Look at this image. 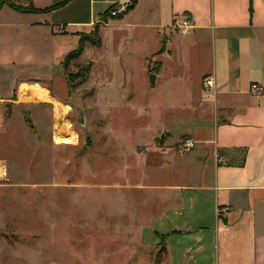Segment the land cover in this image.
I'll return each instance as SVG.
<instances>
[{"label":"rangeland","instance_id":"374dc122","mask_svg":"<svg viewBox=\"0 0 264 264\" xmlns=\"http://www.w3.org/2000/svg\"><path fill=\"white\" fill-rule=\"evenodd\" d=\"M125 8L112 6L97 35L92 25L77 44L69 37L72 49L83 35L100 43L86 41L50 84L0 101V264H149L161 255L146 246L148 220L170 201L165 178H191L192 159L191 148L179 149L184 139L167 150L169 158L153 146L164 147L163 128L176 132L195 120L166 99L187 104V72L198 67L189 49L180 79L151 86L142 55L173 60L182 48L163 54L150 32L137 45L129 21L114 18Z\"/></svg>","mask_w":264,"mask_h":264},{"label":"crops","instance_id":"0c3cea01","mask_svg":"<svg viewBox=\"0 0 264 264\" xmlns=\"http://www.w3.org/2000/svg\"><path fill=\"white\" fill-rule=\"evenodd\" d=\"M130 2L32 0L35 12L0 6V101L16 102L18 92L50 84L76 48L69 37L77 44L78 33L108 24L100 17L112 6ZM182 16L191 26L171 33ZM121 20L133 27L137 45L150 32L163 54L171 46L182 48L173 60L161 61L151 50L142 55L151 86L180 79L189 49L198 67L187 72V104L166 99L195 120L184 121L176 132L159 130L158 136L166 134L164 147L153 146L169 158L167 150L180 140L194 142L191 178L179 174L173 183L166 177L162 189L170 201L148 220L146 246L161 251L149 264H264V0H137ZM206 76L212 87L204 89ZM252 83L261 86L257 94Z\"/></svg>","mask_w":264,"mask_h":264},{"label":"trees","instance_id":"16d2710c","mask_svg":"<svg viewBox=\"0 0 264 264\" xmlns=\"http://www.w3.org/2000/svg\"><path fill=\"white\" fill-rule=\"evenodd\" d=\"M136 2H137V0H131L130 4L126 6L125 10L120 14V16H117V17H114V18L115 19L116 18L117 19L122 18L124 14H126L129 10H131L134 7ZM2 5H8L9 7L15 9L16 11H20V12H35V11H39L38 9L33 7L32 0H29L28 7H19V6H16V5H14L13 3L9 2V1L0 0V6H2ZM50 9L51 8H48L45 11L50 10ZM107 18H108V16L106 14H103L100 17V20L102 22H106V20H108ZM98 26H99V23H96L94 25V29H93V31H91V34L97 35ZM86 41H89L91 44L96 45V46H98L99 43H100L98 40L96 41V40H93V39L89 38V36H87V35H83L81 40H80V42H79V44H78V46H77V48L68 53V55L66 56V58H65L63 63L67 62L71 58L78 57L79 55H81L82 52H83V49H84V43Z\"/></svg>","mask_w":264,"mask_h":264},{"label":"built area","instance_id":"2783aa9c","mask_svg":"<svg viewBox=\"0 0 264 264\" xmlns=\"http://www.w3.org/2000/svg\"><path fill=\"white\" fill-rule=\"evenodd\" d=\"M111 13H112V15H114L116 12L112 11ZM177 26L179 28H181L182 30H186L191 26L190 20L186 16H182L181 18H179ZM202 86L204 88L212 87V78L210 76L204 77L202 80ZM260 89H261V86L258 83H252L250 85V90L252 91L253 94H257ZM193 146H194V142L191 139L186 138L180 144L179 149L188 150V149L192 148Z\"/></svg>","mask_w":264,"mask_h":264},{"label":"water","instance_id":"95a60500","mask_svg":"<svg viewBox=\"0 0 264 264\" xmlns=\"http://www.w3.org/2000/svg\"><path fill=\"white\" fill-rule=\"evenodd\" d=\"M151 82H152V79H151ZM80 122H82V119H80Z\"/></svg>","mask_w":264,"mask_h":264}]
</instances>
